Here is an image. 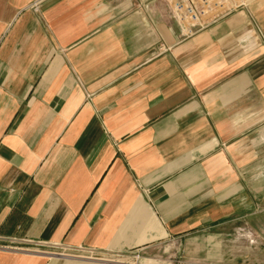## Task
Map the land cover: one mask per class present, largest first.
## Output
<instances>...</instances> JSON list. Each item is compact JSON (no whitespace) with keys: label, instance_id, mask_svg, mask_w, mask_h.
Masks as SVG:
<instances>
[{"label":"crops","instance_id":"crops-1","mask_svg":"<svg viewBox=\"0 0 264 264\" xmlns=\"http://www.w3.org/2000/svg\"><path fill=\"white\" fill-rule=\"evenodd\" d=\"M80 247L264 264V0H0V264Z\"/></svg>","mask_w":264,"mask_h":264},{"label":"built area","instance_id":"built-area-1","mask_svg":"<svg viewBox=\"0 0 264 264\" xmlns=\"http://www.w3.org/2000/svg\"><path fill=\"white\" fill-rule=\"evenodd\" d=\"M176 20L184 28L186 35H192L206 28L212 22L244 6L249 0H165ZM61 256L71 258L103 259L112 264H139L137 261L124 259L121 255L102 257L96 250L78 248L77 252Z\"/></svg>","mask_w":264,"mask_h":264},{"label":"rangeland","instance_id":"rangeland-1","mask_svg":"<svg viewBox=\"0 0 264 264\" xmlns=\"http://www.w3.org/2000/svg\"><path fill=\"white\" fill-rule=\"evenodd\" d=\"M142 256L141 253L139 252H136V253H132V254H129L127 256V259L130 260V261H137L139 264H145L142 262V260L140 259Z\"/></svg>","mask_w":264,"mask_h":264}]
</instances>
